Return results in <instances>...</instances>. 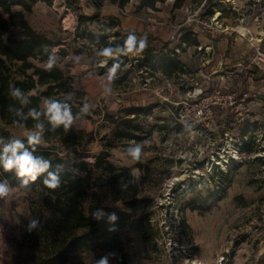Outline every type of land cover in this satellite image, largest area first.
Here are the masks:
<instances>
[{
	"label": "rangeland",
	"instance_id": "obj_1",
	"mask_svg": "<svg viewBox=\"0 0 264 264\" xmlns=\"http://www.w3.org/2000/svg\"><path fill=\"white\" fill-rule=\"evenodd\" d=\"M48 1L36 0L25 17L36 32L54 42L51 52L58 66L69 71L73 87L78 90V93L66 95L74 98L80 114L72 128L87 133L82 146L61 145L60 155L71 167L83 161L93 169L97 155L107 153L110 163L130 169L139 185V197L145 200L142 209L119 230L121 248L99 242L78 249L64 264H95L109 253L114 256L109 257L108 264H264V108L255 107L252 112L251 107L247 114L243 113L244 120L230 111L225 112V116L215 118L210 134L197 133L198 129L193 128L200 126L197 123L189 130L188 123L183 125L179 109L187 88L193 87L198 76L193 70L187 67L188 73L179 81L183 86H177V95H172L168 103H160L153 91L162 79H156L144 89L143 76L134 68L124 80L109 70L101 74L99 68L105 65L106 58L101 54L102 49H97L85 38V28L76 29L80 4L88 6V0H50L51 4ZM141 1L133 0L136 4L124 12L125 16H135L142 8ZM155 1V9L150 10L161 8L169 20L177 23L175 26L184 23L188 16L208 19L213 8L224 10L229 24L235 25L243 10L236 12L222 0ZM97 2L101 4L100 0ZM252 3L250 0L244 8ZM260 8H264V1L246 13L247 19ZM13 10H21V7L15 5ZM195 11L196 16L193 15ZM86 29L94 34L101 32L96 22L87 23ZM12 34L21 37L18 28L13 29ZM140 38H146L147 45L151 43L148 35L142 34ZM212 85L215 87L219 83ZM109 88L112 91L105 93ZM85 104L88 110L81 112ZM135 107H145L148 111L132 120L123 110ZM134 124L141 126L140 139L127 141L120 129ZM29 132L23 126L0 122V134L9 133L20 138ZM243 136L246 137L245 157L234 163L228 157L234 145L230 138ZM137 144L142 152L139 160L133 159L127 151ZM205 145L207 150L202 157L212 158L213 153V164L221 158L213 151L217 147L226 148L223 154L226 161L222 162V168L219 167L224 175L218 174L216 169L204 174L203 181L193 179L196 182H190L195 167L189 169L182 157L198 147L204 149ZM201 164L200 172L206 173L204 162ZM185 168L190 172L186 173ZM92 173L93 176L98 174ZM9 187V195L0 198V264H29L26 254L31 252L32 245L23 242V230L31 219L42 221L50 216V211L41 204V192ZM99 193L103 204L122 208L120 202H113L109 191ZM90 202L89 198L85 205ZM140 216L142 219L138 221ZM177 219H181L180 229L174 225Z\"/></svg>",
	"mask_w": 264,
	"mask_h": 264
},
{
	"label": "trees",
	"instance_id": "obj_2",
	"mask_svg": "<svg viewBox=\"0 0 264 264\" xmlns=\"http://www.w3.org/2000/svg\"><path fill=\"white\" fill-rule=\"evenodd\" d=\"M108 1L123 9L130 0ZM35 2L36 0H0V122L3 125L23 126L30 132L39 131L36 125L42 124L44 131L41 144L35 146L27 144L26 136L14 138L9 133H1L0 155H3L6 144L11 143L13 139H20L26 148L35 149L33 156H42L50 161V167L27 185L21 184L22 178L16 177L15 169L6 172L0 167V180H7L11 187L41 192V204L50 211V216L40 221L38 228L28 231V224L23 230V242L28 246L32 245L31 252L26 254V257H29L27 260L29 264H64L78 249L89 248L99 242L111 244L116 249L121 248L119 230L142 209L145 200L139 197V185L134 181L130 169L110 163L107 160V153L101 152L97 155L92 165L93 169L83 161L71 167L60 155L61 145L82 146L87 133L82 129L75 130L72 126L66 130L63 125L57 127L55 131L51 130L52 124L48 119L46 101L51 99L67 104L76 116L78 111L74 98L66 95L71 92L78 93V90L73 87L69 71L58 66L51 52V48L55 46L54 42L36 32L25 17V13L31 12ZM155 2L142 0L140 6L155 9ZM48 4H51L50 0ZM15 5L20 6L21 10H13ZM90 22H96L101 26L100 34H94L86 29V24ZM118 25L119 21L115 17L99 18L98 14L77 16L76 29L85 28V38L93 46L97 49L104 47L113 49L114 56L106 57L105 65L99 68L101 74L110 70L114 64H119L116 74L124 80L132 69L123 67L133 53L136 54V64L133 65L136 71L144 70L150 75L160 73L166 78H176L188 73L187 66L180 61L177 53L172 49H166V46L164 50L157 51L147 45L142 51L134 49L123 54L127 36L135 35L138 43L140 35L120 31L116 28ZM16 28L20 30L19 38L12 34V30ZM149 40L153 41L154 38L149 37ZM180 40L186 44L197 43L195 36L190 33L182 35ZM59 53L61 54V51ZM49 56L54 58L55 64L51 70H46L45 65ZM13 88L21 89L24 95L19 99L12 97L10 92ZM25 99L27 103H24ZM33 108L40 113L38 119H33L28 114ZM123 111L126 116L136 120L140 113L144 114L146 110L145 107L144 109L135 107ZM79 118L78 116L74 122ZM140 129L141 126L134 124L127 129L121 128L120 131L127 141H134L140 139L138 134ZM92 171L98 174L93 176ZM49 172L59 176L60 186L56 189H50L43 183ZM218 174L224 175L222 170H218ZM102 191H109L113 195V202H120L122 208L116 209L110 204H103L99 197V192ZM89 198L91 202L86 206L85 202ZM96 201L99 203L96 204ZM97 209L104 213L99 220L92 217ZM112 213L116 219L110 222L108 215ZM141 219V216L137 218L138 221Z\"/></svg>",
	"mask_w": 264,
	"mask_h": 264
},
{
	"label": "built area",
	"instance_id": "obj_3",
	"mask_svg": "<svg viewBox=\"0 0 264 264\" xmlns=\"http://www.w3.org/2000/svg\"><path fill=\"white\" fill-rule=\"evenodd\" d=\"M249 1L250 0H222V3L228 4L234 10L236 9V12H240V9H243L242 13L238 14L235 25L229 24V18L224 15V10L214 8L210 14H208V19H195V17L188 16L184 21V24L187 23L189 25L197 23L202 30L208 31V33L229 34L230 36L243 39L250 50V55L247 59H240L232 63L233 68H241V70L243 69L246 72L255 70L260 74H264V8H260L258 13H252L250 20H248V16H246V13L249 12L252 7L260 5L261 1L264 0H253V3L245 9V4L249 3ZM88 2L91 5L100 6L97 0H88ZM226 21H228V23H226ZM180 27V25L174 27L176 30L173 34H170L169 40L174 41L177 39V32ZM196 49L201 50L202 47L198 46ZM211 54L212 50L208 47V56ZM135 64L136 56L132 55L125 67H127V69H132ZM137 73L142 74L143 76L141 79V85L144 89L148 88L153 81L159 79L157 73L155 75H150L144 70H139ZM183 76H185V74L179 75L176 79L162 78L161 83L157 85L153 91L157 101L163 104L170 102L172 95H177V86H183V83L179 84V81L182 80L181 78ZM213 76H215V71H210L203 76H197L193 87H186V98L180 102L181 106L179 111L182 113L180 117L184 119L183 125L188 123L190 130L192 124H199L201 127L193 126V128H197L198 131L196 132L200 135L203 133L206 134L207 132L210 134L213 129L212 124L215 118L218 116H225V112L230 111L235 115H238L240 120H244L243 113H248L250 104H252L256 98L254 93L246 90L242 86L233 89L220 83L218 86L211 87V83L216 82L213 80ZM204 84L208 85L203 87ZM218 110H221L222 112L217 113ZM230 139L234 141V145L232 146L231 153L226 154L230 155L228 156L230 160L237 163L245 157L243 154V147L245 144L244 139H246V137L243 136L238 139H233L231 137ZM209 144L210 143L207 144L208 147ZM206 150V145L204 149L198 147L196 151L186 152L182 157L183 164L189 169L195 167V169H192L193 174L191 177L187 175V177L192 179V181L189 180L190 182H196L193 179H197V182H201L204 179L202 178L204 174L208 175V173H212L216 169L219 170V167H223L222 162L226 161L224 160L225 158H223L226 157L223 155L225 154L224 152L226 148L224 146L221 148L217 147L216 151H213L217 155L216 157H221L220 160H215L214 164L212 163L214 157L213 153L212 158L208 157V155L202 157ZM201 162H204L206 173L200 172L199 167L202 165ZM234 163L232 165H235ZM188 168H185L186 173L190 172ZM174 180H176V178ZM174 225L176 228L180 229L182 227L181 219H177L174 222ZM165 229H168V227L165 226Z\"/></svg>",
	"mask_w": 264,
	"mask_h": 264
},
{
	"label": "crops",
	"instance_id": "obj_4",
	"mask_svg": "<svg viewBox=\"0 0 264 264\" xmlns=\"http://www.w3.org/2000/svg\"><path fill=\"white\" fill-rule=\"evenodd\" d=\"M100 1V6L91 5L89 2L90 5L88 6L80 4L81 9L78 15L91 16L98 14L99 18L115 17L119 21V25L116 27L118 30L130 31L154 38L149 44L150 47L157 51L162 50L164 46H166V49L174 50L180 61L193 70L194 74L203 76L210 71H215L213 77H215L216 83L225 84L233 89L237 85L242 86L254 93L256 98L250 104V108L253 107L252 112L255 107L256 109L264 108V74H260L255 70L246 72L241 68H233L232 63L240 59H247L250 55V50L243 39L229 34L208 33V31L202 30L197 23L189 25L182 23L179 24L182 28H179L177 39L171 41L169 37L170 34L175 32L176 28L174 27L177 23L169 20L166 12L162 11L161 8L157 7L158 10L152 11L148 7H142L140 11L134 14L135 16H125L124 12L132 9L133 3L136 4L133 0L127 3L123 9L108 0ZM196 14L195 11L193 15L196 16ZM195 19H199V17H195ZM187 33H192L195 36L196 45L181 42V36ZM156 44H159V46ZM198 46H201L202 49L197 50ZM208 47L212 50L210 56H208ZM199 51H202V53ZM199 55L201 56L199 57ZM157 75L159 79L165 78L160 73H157ZM207 85L204 84L203 87Z\"/></svg>",
	"mask_w": 264,
	"mask_h": 264
},
{
	"label": "clouds",
	"instance_id": "obj_5",
	"mask_svg": "<svg viewBox=\"0 0 264 264\" xmlns=\"http://www.w3.org/2000/svg\"><path fill=\"white\" fill-rule=\"evenodd\" d=\"M147 46L146 38H140L137 43V37L135 35L127 36L125 40V44L123 46V54H127L132 52L134 49L137 51H142ZM101 54L105 57H112L114 55L113 49L111 47H104L101 50ZM55 64V60L53 57L49 56L47 64L45 65L46 70H51L53 65ZM119 64H114L113 67L109 70L112 75L115 74L116 68L119 67ZM112 89H105V93H110ZM10 95L14 98H21L24 94L21 89L13 88L10 92ZM28 101L25 99L24 103ZM47 115L48 119L52 124V131H55L57 127L63 125L64 129H69L77 117L80 115L79 113L76 116L73 115L72 108L67 104H62L57 100H47ZM88 105L85 104L81 109V112H87ZM19 111V110H17ZM33 119H38L40 113H38L34 108L29 110L28 113ZM14 123H18L14 121ZM36 127L39 131H32L27 133L26 139L27 144L35 146L41 142L42 134L44 131L42 124H37ZM2 143V140H0ZM34 148L31 150L23 143L20 142V139H13L11 143L6 144L3 148V155H0V167H2L6 172H11L15 169V175L17 178L21 179L22 185H27L29 181H35L38 176L45 173L47 169L50 167V161L45 160L42 156H33ZM128 155L131 156L135 160H139L141 156V147L137 144L134 148H129ZM59 169V165H57ZM43 183L50 189H56L60 186L59 176L55 173L49 172L47 177L43 179ZM10 187L7 180L0 181V198L6 197L9 195ZM104 213L97 209L93 213V218L99 220ZM116 216L114 213L108 215V220L115 221ZM40 220L37 218H33L30 220L28 225V231H32L40 226ZM114 253H109L105 256L100 257L96 260L95 264H108L109 257H113Z\"/></svg>",
	"mask_w": 264,
	"mask_h": 264
},
{
	"label": "bare ground",
	"instance_id": "obj_6",
	"mask_svg": "<svg viewBox=\"0 0 264 264\" xmlns=\"http://www.w3.org/2000/svg\"><path fill=\"white\" fill-rule=\"evenodd\" d=\"M191 264H198L197 262H193V263H191Z\"/></svg>",
	"mask_w": 264,
	"mask_h": 264
}]
</instances>
